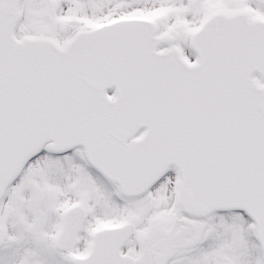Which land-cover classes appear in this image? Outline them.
I'll return each instance as SVG.
<instances>
[{
    "label": "snow or ice",
    "instance_id": "obj_1",
    "mask_svg": "<svg viewBox=\"0 0 264 264\" xmlns=\"http://www.w3.org/2000/svg\"><path fill=\"white\" fill-rule=\"evenodd\" d=\"M0 264H264V0H0Z\"/></svg>",
    "mask_w": 264,
    "mask_h": 264
}]
</instances>
